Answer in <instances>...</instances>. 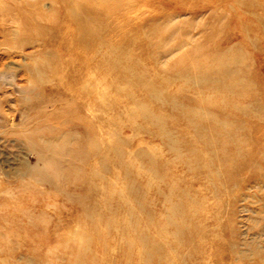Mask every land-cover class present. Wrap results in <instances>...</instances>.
<instances>
[{"label":"rangeland","instance_id":"rangeland-1","mask_svg":"<svg viewBox=\"0 0 264 264\" xmlns=\"http://www.w3.org/2000/svg\"><path fill=\"white\" fill-rule=\"evenodd\" d=\"M68 2L0 0V264H264V0Z\"/></svg>","mask_w":264,"mask_h":264},{"label":"bare ground","instance_id":"bare-ground-1","mask_svg":"<svg viewBox=\"0 0 264 264\" xmlns=\"http://www.w3.org/2000/svg\"><path fill=\"white\" fill-rule=\"evenodd\" d=\"M67 1L68 0H62V5H61V8L59 9V13L62 15V16H64L65 17V19H67L66 18V15H69L70 13H72L74 10H73V8H74V6L72 5H70L69 4V2L67 3ZM81 8H84V7H81ZM83 10V9H82ZM85 12V11H84ZM73 14V13H72ZM79 18V17H78ZM81 23H83V20H80V19H78ZM79 22V23H80ZM65 23L66 24H69V23H71L68 19L65 21ZM75 23V22H74ZM73 23V24H74ZM80 23V24H81ZM235 61H237V60H235ZM221 66H223V65H221ZM220 67V66H219ZM227 67V66H226ZM221 69V68H220ZM226 69V68H225ZM224 71V70H223ZM222 71V72H223ZM228 74L230 75V81H229V84H227V85H224V84H222V83H218L213 89H215V91H222V90H228V89H230V91L229 92H231V91H233V90H235V88H237V86H236V76H234V72L233 71H231V70H229V72H228ZM226 75V74H225ZM224 76V75H223ZM243 78V77H242ZM238 90H241V88L240 87H238ZM244 93H245V91H244V88H243V91H240L239 92V94H238V96L239 97H248V96H250V94H248L247 93V95H244ZM244 95V96H243ZM245 98V99H246ZM207 115V114H206ZM217 122H219V121H217ZM225 122V121H224ZM223 124V123H222ZM221 123L219 124V123H216V124H214V126H213V136H216V137H218L219 135H221V130L224 128L223 126L225 125V123H224V125H222ZM206 131V130H205ZM77 133V132H76ZM28 136H29V134H28ZM27 137V136H26ZM25 137V138H26ZM211 137V136H210ZM232 137V135H229V137L228 138H231ZM24 138V137H23ZM30 143H31V145H35V143H34V141H33V136H29V138H26ZM43 141V140H42ZM40 143V142H39ZM42 143V142H41ZM241 143V142H240ZM234 144V143H233ZM172 147V146H171ZM220 148V147H219ZM223 151V150H222ZM222 153V152H221ZM39 174V173H38ZM39 176H40V179H44V176L42 175V174H39Z\"/></svg>","mask_w":264,"mask_h":264}]
</instances>
